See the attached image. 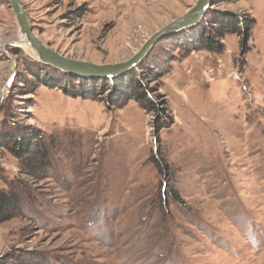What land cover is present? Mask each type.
<instances>
[{"label":"rangeland","instance_id":"374dc122","mask_svg":"<svg viewBox=\"0 0 264 264\" xmlns=\"http://www.w3.org/2000/svg\"><path fill=\"white\" fill-rule=\"evenodd\" d=\"M23 2L37 37L98 65L196 4ZM209 9L125 75L90 78L27 53L0 0V192L19 206L0 217V264H264V0ZM215 14L243 27L207 48Z\"/></svg>","mask_w":264,"mask_h":264},{"label":"water","instance_id":"95a60500","mask_svg":"<svg viewBox=\"0 0 264 264\" xmlns=\"http://www.w3.org/2000/svg\"><path fill=\"white\" fill-rule=\"evenodd\" d=\"M7 1L14 11L23 41L31 47L33 53L41 63L76 76L115 78L125 75L137 67L149 55L158 42L166 37L190 30L201 24L207 10L212 6L213 0H196L195 6L189 9L183 16L151 35L133 57L125 62L113 65H98L76 61L60 55L34 34L23 0Z\"/></svg>","mask_w":264,"mask_h":264},{"label":"trees","instance_id":"16d2710c","mask_svg":"<svg viewBox=\"0 0 264 264\" xmlns=\"http://www.w3.org/2000/svg\"><path fill=\"white\" fill-rule=\"evenodd\" d=\"M209 9V13L212 12V10ZM211 24L209 23V32H206L203 34L202 38H201V42L203 43V45L207 48H211L213 44L214 46L217 44H219L217 42L216 39L218 38H222L223 36H225V34L227 33H238L239 29H241L243 26H241V21H239V18H235L230 14H215V15H211ZM206 22L203 21L201 22L200 25L205 24ZM240 23V24H239ZM243 25V24H242ZM195 28V27H194ZM192 28V29H194ZM187 31V30H186ZM166 39V38H165ZM164 39V40H165ZM211 42V44H210ZM129 98L127 99H133L138 97V94H130L128 96ZM12 143V145L14 144V146L12 148H15L16 150L26 153L30 152L31 149V145H29L28 143H26V141L23 142H10V144ZM18 154L19 157L24 156V154ZM19 208V206L14 202L13 197L10 196V194L4 193V192H0V217L2 216V221H6L9 218H11V212L12 209H14V211H17V209Z\"/></svg>","mask_w":264,"mask_h":264},{"label":"bare ground","instance_id":"6f19581e","mask_svg":"<svg viewBox=\"0 0 264 264\" xmlns=\"http://www.w3.org/2000/svg\"><path fill=\"white\" fill-rule=\"evenodd\" d=\"M0 43H1V41H0ZM19 43H20V45H23L22 48L25 49V51H26L27 53H30V54H32L33 56H35V54L33 53L32 49H31V47H30L28 44H26L25 41H23V39H22V34H20ZM3 46H4V45H3ZM3 46H1V47H3ZM1 47H0V49H1ZM35 57H36V56H35ZM36 58H37V57H36Z\"/></svg>","mask_w":264,"mask_h":264}]
</instances>
